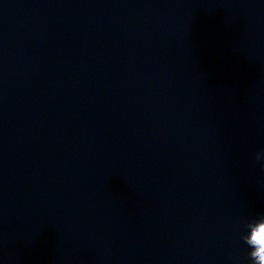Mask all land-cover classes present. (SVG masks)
I'll list each match as a JSON object with an SVG mask.
<instances>
[{
  "label": "water",
  "instance_id": "obj_1",
  "mask_svg": "<svg viewBox=\"0 0 264 264\" xmlns=\"http://www.w3.org/2000/svg\"><path fill=\"white\" fill-rule=\"evenodd\" d=\"M259 215L264 0H0V264H249Z\"/></svg>",
  "mask_w": 264,
  "mask_h": 264
},
{
  "label": "clouds",
  "instance_id": "obj_2",
  "mask_svg": "<svg viewBox=\"0 0 264 264\" xmlns=\"http://www.w3.org/2000/svg\"><path fill=\"white\" fill-rule=\"evenodd\" d=\"M264 215L239 225L240 240L250 249L249 264H264Z\"/></svg>",
  "mask_w": 264,
  "mask_h": 264
}]
</instances>
